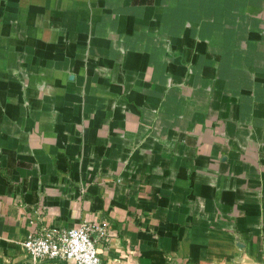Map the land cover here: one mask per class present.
I'll return each instance as SVG.
<instances>
[{
	"label": "crops",
	"instance_id": "crops-1",
	"mask_svg": "<svg viewBox=\"0 0 264 264\" xmlns=\"http://www.w3.org/2000/svg\"><path fill=\"white\" fill-rule=\"evenodd\" d=\"M84 223L103 264H264V0H0V264Z\"/></svg>",
	"mask_w": 264,
	"mask_h": 264
},
{
	"label": "built area",
	"instance_id": "built-area-1",
	"mask_svg": "<svg viewBox=\"0 0 264 264\" xmlns=\"http://www.w3.org/2000/svg\"><path fill=\"white\" fill-rule=\"evenodd\" d=\"M94 227L82 224L79 227H45L29 234L22 246L30 256L32 264L42 260L71 261L76 264H103L96 240ZM103 233V229L96 226Z\"/></svg>",
	"mask_w": 264,
	"mask_h": 264
}]
</instances>
